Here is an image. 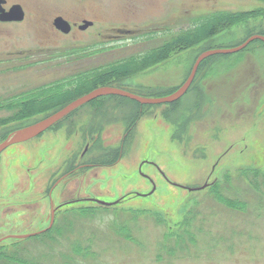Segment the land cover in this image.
<instances>
[{"label":"rangeland","instance_id":"1","mask_svg":"<svg viewBox=\"0 0 264 264\" xmlns=\"http://www.w3.org/2000/svg\"><path fill=\"white\" fill-rule=\"evenodd\" d=\"M8 2L21 3L26 19L0 21V143L80 97L64 88L66 99L23 105L25 113L17 115L10 100L16 93L54 86L78 68L143 52L168 39L169 51L161 61L103 85L165 97L188 79L203 52L264 35V0ZM62 13L80 23L91 19L95 26L72 36L58 34L52 21ZM213 14L230 15L221 16L224 26L216 34L210 35L211 25H205L200 32L194 29L188 41L171 37ZM121 29L131 33L102 40ZM98 43L108 48L88 56L72 54ZM256 173L263 183L261 40L204 59L176 101L142 104L103 95L40 134L4 148L0 250L8 249L9 257L0 255V264L15 253L41 257L42 264H264V184L253 193L243 180ZM223 192L247 201L246 211L222 203L215 193ZM85 196L112 205L75 200L56 212L50 227L52 207ZM78 240L81 251L74 253Z\"/></svg>","mask_w":264,"mask_h":264},{"label":"trees","instance_id":"2","mask_svg":"<svg viewBox=\"0 0 264 264\" xmlns=\"http://www.w3.org/2000/svg\"><path fill=\"white\" fill-rule=\"evenodd\" d=\"M232 17H236L234 13H231ZM230 16L227 14H213L211 18H200L198 20H195L194 23L186 29H182L176 36H171L172 38L175 39V37H177V39H179L178 41H188L189 40V36L193 35L194 33V29L196 31L200 32V28L202 26L205 25H211L210 27V35H214L218 32L219 28L223 27L224 25L222 24L224 22L223 19H221V16ZM235 19V18H233ZM232 19V20H233ZM193 27V28H192ZM156 34L152 33V34H148L147 37H154ZM196 35V32L195 34ZM198 35V33H197ZM171 39V38H170ZM187 43V42H186ZM102 43H98L97 46H81L79 48H76V51H72V54H84V56H88V55H92L94 53L97 52H104V50H106L105 46H99ZM170 41L168 39H166L165 41H163L162 43H160L159 45H157L154 48H150L148 50H145L143 52H136V53H132L130 55H126V56H120L118 58H111L106 60L104 63H100L97 65H92L91 67H81L78 68V70H76L74 73H71L70 76L68 77H64L61 81H58L56 83V85H52V86H42L40 88H36L34 90H29L26 93L25 92H21V94H18L17 96H12V98H10V100L12 101V108L13 110L16 109L15 111H18V114H22L25 113L24 111L26 110L25 107H23V105H32L34 102H40V103H44L46 101H52L54 99L61 98V99H66V97L68 95H65V91L63 92L62 89L64 88H71L67 91H70L72 93V91L74 92V96H82L88 92H90L91 90H93L94 88H97L98 86H103V85H108L110 84L112 81H114L117 78L121 77V74L123 73H131L132 69H140L146 66H149V64H156L159 61H161V57L164 53H167L169 51V47H170ZM70 50L65 51L66 54L69 52ZM65 54V55H66ZM82 56V57H84ZM116 57V56H115ZM56 89V90H55ZM46 93H48L46 95ZM42 95V97H44L43 99L39 98ZM46 95V96H45ZM22 110H20L21 108ZM50 107V106H49ZM20 108V109H18ZM22 111V112H21ZM264 174H262L263 177ZM241 176V175H240ZM259 177H257V173L251 177V176H245V178L243 179L246 183H249L250 188L253 190V193L258 192L259 189L263 188V183L260 182ZM227 187H225L223 189V191H227L226 190ZM217 192V191H216ZM228 193V192H227ZM227 193L223 192V194L220 195V193H215L216 197H218V199L222 202V203H227V204H232L235 205V207L238 210H242L243 212L246 211V206L247 205V201H241L240 199H232L231 197H225L222 195H228ZM226 204V205H227ZM239 206H243V207H239ZM42 235V233H41ZM40 236V235H39ZM38 236V237H39ZM41 237H39L40 239ZM43 238V236H42ZM49 240V239H48ZM53 239H51V242L54 244V242L52 241ZM50 241V240H49ZM48 242V241H47ZM80 240L77 241V243L74 244L73 247V252L74 253H80L81 248L77 247V244H79ZM52 244V245H53ZM59 244V243H57ZM56 245V244H54ZM55 246L50 247L51 249H54ZM0 255H4L6 258L9 257V252L8 249H2L0 250ZM89 251V247H87V249L85 250V252L87 253ZM52 252V251H50ZM63 256H60V258ZM11 258V260H10ZM9 258V262L7 264H42L45 263L41 257L38 258H33L31 256H27L25 255V257H20L17 255V253L15 254H11ZM55 259V258H54ZM63 260L64 263L67 262V260H64L63 258H61Z\"/></svg>","mask_w":264,"mask_h":264},{"label":"water","instance_id":"3","mask_svg":"<svg viewBox=\"0 0 264 264\" xmlns=\"http://www.w3.org/2000/svg\"><path fill=\"white\" fill-rule=\"evenodd\" d=\"M3 2H4V0H0V4ZM12 10L14 12L19 11V15L14 16V20H19V19L23 18V11H22L21 6H15ZM59 21L61 23H64V21L61 18L59 19ZM85 23H86L85 25L88 24V22H85ZM254 40L264 41V35H262V34L252 35L244 43H242L238 46H235V47L216 48V49H211V50H207V51L203 52L197 58V60L194 64V67L192 69V72H191L190 76L188 77V79L175 92H173V93H171L165 97H154V98L143 97L141 95L135 94L133 92H130L128 90L121 89V88L115 87V86H100L98 88H95L94 90H91L90 92H88V93L74 99L73 101L69 102L64 107L60 108L59 110H57L53 114L49 115L48 117H46V118H44V119H42V120H40L34 124H31L29 126H26V127L20 128V129H17L14 132H12L6 138L5 141L0 143V152L4 148L8 147L11 144L27 140L33 136L40 134L41 132H43L44 130H46L47 128H49L50 126L55 124L56 122H58L60 119H62L63 117H65L66 115L71 113L76 108L82 106L83 104H85V103H87V102H89V101H91L97 97L103 96V95L125 96L128 98L134 99V100H136L142 104H157V103L176 101L177 99H179L180 97H182L186 93V91L190 87V85H191V83H192V81H193V79L197 73L199 65L201 64V62L204 59H206L207 57H210L212 55H216V54H228V53H234V52L240 51ZM207 184H205L202 187H206ZM153 189H155V185H154ZM189 189H194V188H189ZM153 191L154 190H152V192ZM152 192H150V193H152ZM99 202L106 204V205L111 204L109 202H105V201H101V200ZM53 223H54V211L52 212L50 227L52 226ZM39 232L27 233V234H14V235H11L10 237L22 239V238H27L29 236L35 235Z\"/></svg>","mask_w":264,"mask_h":264},{"label":"flooded vegetation","instance_id":"4","mask_svg":"<svg viewBox=\"0 0 264 264\" xmlns=\"http://www.w3.org/2000/svg\"><path fill=\"white\" fill-rule=\"evenodd\" d=\"M15 6H21L22 11H23V18L22 19L14 20V16L19 15V11L14 12L12 10ZM99 13L101 14L100 15L101 17H104L106 14V12L104 13V12H100V11L98 12V14ZM102 15H104V16H102ZM60 18L64 21V23H61L59 21ZM25 19H26V11H25L24 6L21 3L9 4L8 0H4V2L0 4V21H2L3 23L21 22V21H25ZM85 22H88V24L85 25L86 24ZM52 26L54 28V31L57 32L58 34L65 35V36H72L75 34V32H77V30L80 32H84V31H88L89 29L93 28L95 26V22L93 20L87 19V18H83L81 23L77 22V21H71L62 13V14H58L54 17V20L52 21ZM162 29H164V27H162ZM121 32H123V33H121ZM119 33L120 34H117L115 36H113L112 34L107 35L108 38H106V39L102 38V40L110 41V40L114 39L113 37H116V38L120 37L121 34H130L131 30L121 29L119 31ZM89 37H94V35H91ZM19 94H21V93H19ZM17 95H18V93L14 94V96H17ZM151 182H152V180H151ZM207 186H208V184H207ZM202 188H204V187H202ZM75 200L76 201H92V202H96V203L104 206L103 204H101V202H99L101 199H98V198H93V197H89V196L75 198V199H69L68 198L66 200L61 201L60 204H58V206L52 207L51 214L54 211V220L56 217V212L60 208L64 207L65 205H69L71 202H75ZM0 248H1V246H0Z\"/></svg>","mask_w":264,"mask_h":264}]
</instances>
